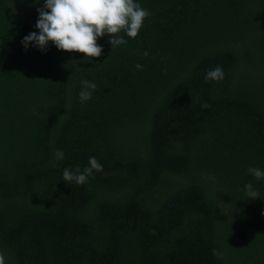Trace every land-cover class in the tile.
I'll list each match as a JSON object with an SVG mask.
<instances>
[{
    "label": "trees",
    "instance_id": "trees-1",
    "mask_svg": "<svg viewBox=\"0 0 264 264\" xmlns=\"http://www.w3.org/2000/svg\"><path fill=\"white\" fill-rule=\"evenodd\" d=\"M44 2L0 0L5 264H264V0H135L137 37L88 59L24 48Z\"/></svg>",
    "mask_w": 264,
    "mask_h": 264
},
{
    "label": "clouds",
    "instance_id": "clouds-1",
    "mask_svg": "<svg viewBox=\"0 0 264 264\" xmlns=\"http://www.w3.org/2000/svg\"><path fill=\"white\" fill-rule=\"evenodd\" d=\"M37 11L39 15L35 27L39 33L31 32L23 38L21 43L25 49L34 45L44 50L51 42L61 51L81 53L87 59L100 57L102 54L103 48L98 45V38L106 34L111 36L109 43L112 49L124 45L127 43L124 35L136 38L144 20L150 15L135 0H45L43 8H38ZM144 55L147 56L148 52L145 51ZM135 68L141 70L143 66L136 64ZM223 78L224 72L220 65L205 74L206 81H220ZM81 84L79 98L81 102H85L91 99L96 85L88 80H83ZM208 106L202 105L205 108ZM63 157V152L57 151L56 158ZM94 170L103 171V165L93 156L82 171L79 166L74 170L65 168L63 180L82 185L92 176ZM248 172L256 179L264 178V171L259 168L249 167ZM245 191L250 199L259 198V192L253 189L251 183L245 185ZM212 254L218 258L221 255L215 249ZM0 264H5L2 252Z\"/></svg>",
    "mask_w": 264,
    "mask_h": 264
}]
</instances>
